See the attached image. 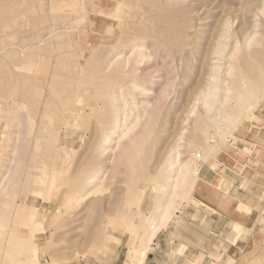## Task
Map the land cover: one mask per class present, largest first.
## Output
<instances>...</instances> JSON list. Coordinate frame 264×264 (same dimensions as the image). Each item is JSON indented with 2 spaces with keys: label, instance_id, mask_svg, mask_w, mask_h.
I'll return each mask as SVG.
<instances>
[{
  "label": "rangeland",
  "instance_id": "1",
  "mask_svg": "<svg viewBox=\"0 0 264 264\" xmlns=\"http://www.w3.org/2000/svg\"><path fill=\"white\" fill-rule=\"evenodd\" d=\"M147 249L264 264V0H0V264Z\"/></svg>",
  "mask_w": 264,
  "mask_h": 264
},
{
  "label": "bare ground",
  "instance_id": "2",
  "mask_svg": "<svg viewBox=\"0 0 264 264\" xmlns=\"http://www.w3.org/2000/svg\"><path fill=\"white\" fill-rule=\"evenodd\" d=\"M111 20V19H110ZM111 22V21H110ZM160 77V76H159ZM159 79V78H158ZM161 80H163V78L161 79ZM239 81V80H238ZM241 81V80H240ZM244 83V82H243ZM159 84V83H158ZM157 85V84H156ZM234 86V85H233ZM244 86V85H243ZM219 97V96H218ZM218 100V99H217ZM222 100V99H221ZM236 104H237V102H235ZM237 105H239V104H237ZM236 105V108H238L239 106H237ZM246 110V109H245ZM249 110V109H248ZM214 112H215V114L214 115H216V113L218 112H216V110H214ZM219 113V112H218ZM226 114V113H225ZM228 115V114H227ZM231 115V114H230ZM213 116V115H212ZM227 118V121L228 122H230V121H233L232 120V117H233V115H232V117L231 116H226ZM254 117V116H253ZM254 121H255V118H254ZM245 122V121H244ZM235 123H236V121H235ZM243 124V123H242ZM246 126V125H245ZM220 151H221V149H220ZM220 151H218V152H220ZM205 152V151H204ZM206 152H207V150H206ZM205 152V153H206ZM225 152V154L227 155V156H232V157H237V155H239L240 154V152H239V150L236 148V147H234V146H228V148L224 151ZM242 153V152H241ZM205 155V154H204ZM244 156V155H243ZM250 159V158H249ZM249 161V160H248ZM171 163H172V161H171ZM214 163L215 164H217V162L216 161H214ZM215 164H213V165H215ZM250 164V163H249ZM215 169V168H214ZM188 171V170H187ZM188 172H190V171H188ZM193 174H194V172H193ZM217 175H219V174H217ZM218 178V176L215 178V180ZM200 183L198 184L197 183V186H195V194L197 195V196H199V197H205V193H206V191L207 190H204L203 189V191H201V189L202 188H199V187H201L202 185L201 184H203V182H201V181H199ZM211 186H213L212 185V183H209ZM224 185V184H223ZM213 187H215V186H213ZM216 188V187H215ZM207 194V193H206ZM216 201H220V202H222V203H226V204H228V201H229V198H227L226 196H225V194L224 193H222L221 192V194L219 195V197L218 198H216ZM155 204V203H154ZM229 205V204H228ZM243 206H244V204H242ZM170 206H173L172 205V203L170 204V203H167L166 205L165 204H163V202L162 201H158L157 202V205H155L154 206V208L156 209V208H159V207H162L163 209H160L161 210V213L159 214L160 216L159 217H157V224H161V225H163L164 227L166 226V224L168 223V221H169V219H170V216H171V213L172 212H170ZM246 207V206H245ZM239 208V207H238ZM250 208H246V209H236V211H237V213L239 214L241 211H243L244 212V214H246L247 212H248V210H249ZM5 211V210H4ZM141 218H143V216L141 217ZM145 218V220H146V225L148 226V225H150V221H151V219H152V217L150 216L149 218H148V216H147V218L146 217H144ZM145 222V221H144ZM133 226L131 225V228H132ZM155 227V225L153 226V228ZM137 230H139V229H137ZM140 231V230H139ZM131 232V231H130ZM141 232V231H140ZM136 234V233H135ZM139 234V233H138ZM141 234V233H140ZM151 234V233H150ZM144 235V234H143ZM146 239V238H145ZM143 240V239H142ZM145 242V241H144ZM141 243V242H140ZM143 245V244H142ZM145 246V245H144ZM143 247V246H142ZM137 248V247H136ZM143 248H145V247H143ZM142 248V249H143ZM138 249V248H137ZM202 252V251H201ZM199 253L196 257H195V260L191 263V264H200V261H201V259H202V257L203 256H205L204 254H202V253ZM184 253V252H183ZM177 259H178V261H179V263H181V264H183V262H182V258H183V256L182 255H180V254H178L177 253ZM216 259V258H215Z\"/></svg>",
  "mask_w": 264,
  "mask_h": 264
},
{
  "label": "crops",
  "instance_id": "3",
  "mask_svg": "<svg viewBox=\"0 0 264 264\" xmlns=\"http://www.w3.org/2000/svg\"><path fill=\"white\" fill-rule=\"evenodd\" d=\"M171 241H173V243H175V241L172 239ZM183 247H184V245H182ZM151 247H149V249H150ZM149 249H147L146 250V253H145V256H144V258L142 259V261L139 263V264H143V262H144V259H145V257H146V255H147V252H148V250ZM201 250V249H200ZM199 250V251H200ZM197 255V254H196ZM177 251H176V260H177ZM195 260V258L194 259H192V260H190V259H186L185 260V262L183 263V264H190V263H192L193 261Z\"/></svg>",
  "mask_w": 264,
  "mask_h": 264
}]
</instances>
